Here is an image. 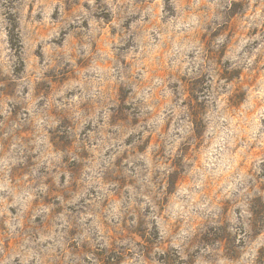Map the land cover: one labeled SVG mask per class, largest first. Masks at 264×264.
Wrapping results in <instances>:
<instances>
[{
  "label": "rangeland",
  "instance_id": "1",
  "mask_svg": "<svg viewBox=\"0 0 264 264\" xmlns=\"http://www.w3.org/2000/svg\"><path fill=\"white\" fill-rule=\"evenodd\" d=\"M0 264H264V0H0Z\"/></svg>",
  "mask_w": 264,
  "mask_h": 264
},
{
  "label": "trees",
  "instance_id": "2",
  "mask_svg": "<svg viewBox=\"0 0 264 264\" xmlns=\"http://www.w3.org/2000/svg\"><path fill=\"white\" fill-rule=\"evenodd\" d=\"M125 22H126V21H125ZM127 43H128V42H127ZM72 230L74 231V230H75V228L73 227V228H72Z\"/></svg>",
  "mask_w": 264,
  "mask_h": 264
}]
</instances>
